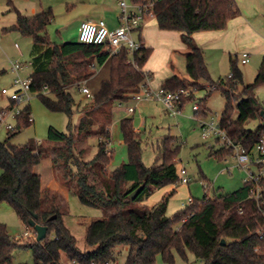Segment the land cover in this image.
I'll use <instances>...</instances> for the list:
<instances>
[{"label":"trees","instance_id":"1","mask_svg":"<svg viewBox=\"0 0 264 264\" xmlns=\"http://www.w3.org/2000/svg\"><path fill=\"white\" fill-rule=\"evenodd\" d=\"M7 4L9 11L16 12V21L4 31H18L31 39L30 91L38 94L48 110L70 117L75 99L69 88L79 90L80 84L108 58L110 70L109 77L81 105L82 115L75 126L69 124L63 131L49 125L46 139L30 137L15 144L10 141L11 136L31 122L30 107L26 105L15 116L14 130L7 131L6 138L0 141V202L8 203L24 225L29 226V220L33 219L47 226L46 236L37 241L35 237L15 238L0 223V264H12L13 252L24 248L31 251L33 264H60L63 257L77 264L101 263L116 259L118 246L126 247L124 264H157L158 259L164 264H174L175 255L187 260L188 253L201 264H264V191L259 198L251 195L258 185L264 186V177L257 182L244 181L231 192L214 193L207 198L204 195L201 199L193 197L192 204L167 215L173 190L150 206L143 201L156 189L178 182L175 158L179 145L174 144V136H165L157 146L156 159L161 162L145 166L131 117L119 122L127 161L108 171L113 106L128 100L140 88L145 73L142 67L151 47L139 40L133 66L126 63L129 58L126 47L109 55L102 45L51 41L47 34V26L53 20L51 8L28 16L22 15L12 0H7ZM239 13L235 0H158L153 8L157 26L179 31L188 48L185 54L188 77L173 74L160 86L171 91L191 87V92L181 98L180 108L193 98L194 90L206 88L207 94L198 103L196 112L202 117L208 114L205 98L212 90L220 91L225 98L220 124L253 157L255 144L264 136V106L255 95L256 87L264 84V55L249 84H242V72L237 59L232 58L230 76L212 80L203 50L192 38L196 31L224 29ZM233 110L237 112L235 118ZM255 119L258 124L254 128L246 126L248 120ZM91 135L96 136L97 146L88 158L85 141ZM209 150L210 155L219 159L233 153L232 148L224 145ZM51 154L61 182L74 187L81 202L108 211L103 218H93L86 225L85 241L91 250L77 248L75 237L63 222L66 209L58 194L41 186L40 174L35 172L41 160ZM140 185L143 188L131 200L129 194ZM222 239L225 243H221Z\"/></svg>","mask_w":264,"mask_h":264},{"label":"rangeland","instance_id":"2","mask_svg":"<svg viewBox=\"0 0 264 264\" xmlns=\"http://www.w3.org/2000/svg\"><path fill=\"white\" fill-rule=\"evenodd\" d=\"M28 1V0H27ZM46 2L47 0H42ZM76 0H50L54 8L53 20L47 26V34L53 42H64L76 39L75 33L77 27L80 26L78 18V10L80 8H93V18L98 17L103 9L119 7L120 0H82L79 3ZM127 4L133 3L135 0H124ZM243 8H248L250 5L255 4L251 0H238ZM36 2V0H35ZM37 3V2H36ZM76 4V9L74 5ZM44 6L46 3L43 4ZM257 8L261 9L262 3H258ZM22 12L25 13L26 9L22 6ZM48 7V6H45ZM240 8V7H239ZM120 9V8H118ZM241 11V8H240ZM80 15V14H79ZM16 19V12L9 11L6 0H0V110L9 112L7 122L15 125V118L12 116L15 112L21 110L24 106L30 107L31 122L29 125L21 127L13 136L10 141L15 144L24 143L28 138L34 137L39 140L46 139L47 127L52 125L57 129L66 131L68 125L75 126L79 121L81 114L80 107L86 101V96L75 87H70L69 91L75 99V107L70 117H67L62 112H54L48 110L40 101L38 94L29 91L28 98L24 97L19 102H14L8 98L7 95L1 93L2 88L12 89L13 72L10 69V62L12 60H19L21 68L19 75L26 77L31 74L30 63V49L31 39L27 36L20 34L18 31H2V25H9L11 21ZM95 19V18H94ZM79 28V27H78ZM160 32L153 17H148L144 22L141 34H147L150 46L153 48L150 64L154 67L152 86L155 82L160 80L161 77L170 70L169 64L173 63L175 72L178 75L186 76L185 59L181 52L179 32L173 31L177 34L175 40L170 36L167 38H160L157 35ZM145 34V35H146ZM162 36V35H161ZM78 37V36H77ZM134 41H139V32L135 29L131 33ZM147 38V37H146ZM18 42L20 51L15 48L14 44ZM176 42V43H175ZM244 45V44H243ZM243 47L238 49L240 54ZM205 51V50H204ZM208 51V50H207ZM214 52V50H213ZM217 52V51H216ZM239 54L237 57L233 53L232 59L237 58V66L242 72V84L246 85L253 81L258 64L253 66L250 62L242 64L239 61ZM217 55V54H216ZM229 55L226 53L224 56L223 64L218 63L217 59H213L210 65L209 75L212 80L218 77H225L230 71ZM163 63V64H162ZM108 64L101 70V67L87 80L86 86L91 94H94L100 82L108 77ZM241 88V86H239ZM191 87H189L190 89ZM207 94L206 88L196 89L193 91V98L184 102L179 117L178 123L175 119L163 111H158L156 120H149L145 126L140 127L137 133L140 140L141 160L147 167L161 162L156 159L158 148L161 140L167 136H175V145H179V152L176 155V166L185 167L186 176L189 178V183H176V192L169 198L167 204V215H172L176 211L183 208L182 202L190 195L192 197L201 199L204 196L203 183L213 182L214 189L209 190L208 197H212L214 193H227L237 189L242 184L244 173L236 166V160L232 154L226 155L224 158H217L215 155H210V150L205 146L204 141L200 137V132L197 128L196 121L193 118L194 111L192 106L194 103H199L202 98ZM255 95L264 106V84L256 87ZM79 104V105H78ZM134 101L128 99L121 103V105H114L113 115L110 122V143L109 150L111 151V159L107 165L108 171L113 170L121 163L127 161V148L119 139L122 138L119 117L126 110L127 107L132 106ZM225 104V98L221 95L220 91L212 90L205 98L204 106L207 110L205 118L210 119L214 117L216 121L220 119V114ZM237 112L232 111V117L235 118ZM202 117V116H199ZM182 119V120H180ZM258 124V120H248L246 126L254 128ZM7 129L5 125L0 123V141L6 138ZM85 143L88 150L85 157L90 158L96 150L97 138L91 135L86 138ZM1 172V170H0ZM35 172L40 173L41 186L55 184L56 175L49 158H43L41 162L35 167ZM58 177H61L59 172ZM60 196V201L64 205L66 212L62 215V219L66 227L70 230L76 240V246L79 250H91L92 247L88 246L85 241V229L89 220L93 218H103L104 214L108 211L101 206L85 204L81 202L75 194L74 187L67 186ZM0 223H4L9 233L15 238H24L23 232L29 229L19 219L14 210L6 202H0ZM34 238V237H33ZM30 237V239H33ZM29 239V238H28ZM117 260L119 264H124L126 255V247L118 246ZM27 263L33 264L31 251L28 248L16 249L13 252L12 264ZM62 264H71L65 257L62 258ZM157 264H164L160 259ZM174 264H201L191 254H187V260L181 259L175 255Z\"/></svg>","mask_w":264,"mask_h":264},{"label":"built area","instance_id":"3","mask_svg":"<svg viewBox=\"0 0 264 264\" xmlns=\"http://www.w3.org/2000/svg\"><path fill=\"white\" fill-rule=\"evenodd\" d=\"M158 0H136L131 4H127L124 0L118 2V25L114 28H108L103 19L99 20H84L80 23L78 41L87 44H95L104 46L109 55L118 53L122 47H126L129 58L126 63L136 66L133 58L135 50L138 48L139 43L134 41L131 37L133 30L138 29L142 22L148 17H153V8ZM14 46L19 49L17 43ZM250 54L246 51L240 53L239 61L244 64L249 61ZM21 62L19 60H12L10 62V69L13 72L12 89L2 88L1 93L7 95L8 98L14 103L19 102L22 98L27 97L30 91L31 76L21 77L19 69ZM227 76H230L228 74ZM79 91L82 92L87 98L92 94L88 87L81 83ZM190 89H179L175 91L166 90L161 86L151 85V76L148 72L144 73V80L140 84V88L130 95V100L134 101L132 106L127 107L129 113H133L137 104L141 101H159L163 104L167 112L176 116L180 113L181 108L179 103L182 97L190 93ZM118 102L117 105H121ZM194 111L193 118L196 121L197 128L200 132V137L204 141L205 146L210 149L215 145H224L233 150V157L236 160L238 169L244 171V181L257 182L259 178L264 177V136H262L254 146L256 155L251 157L249 152L246 151L241 142H235L226 132L225 128L221 126L220 119L216 121L213 116L210 119L199 117L196 115L198 111V104L194 103L192 106ZM20 111V110H19ZM15 112L12 116L15 118ZM9 112L0 110V123L5 125L8 131L14 130V125L7 122ZM179 179L177 183H188L189 178L186 176V171L182 167L178 172ZM204 195L207 198V193L211 190L209 183H203ZM264 191V186H257L256 190L251 193L255 198H259L260 192ZM194 198L188 196L182 202V206L192 204ZM24 237H35V231L29 226L23 232ZM258 249V248H256ZM71 264H77L75 260L70 261ZM27 264V263H20ZM62 264V263H60ZM91 264H119L117 258L105 262H92Z\"/></svg>","mask_w":264,"mask_h":264},{"label":"crops","instance_id":"4","mask_svg":"<svg viewBox=\"0 0 264 264\" xmlns=\"http://www.w3.org/2000/svg\"><path fill=\"white\" fill-rule=\"evenodd\" d=\"M80 1H82V0H76L74 2L79 3ZM251 1L254 2L255 4L250 5L248 8H243L242 7L243 5H241V3H239L238 0H235L238 8L239 7L241 8V11L239 8V12H240L239 15L231 18L227 22V25L224 29H221V30H204V31H196V32L192 33V38H193L194 42L198 46H200L203 50L204 60H205V63L207 65L209 71H210L209 63L213 59H217L218 63L223 64L225 54L227 53L229 55L228 56L229 60L231 57H233L232 56L233 53L237 57V54H239L238 49L240 47H243L241 52L246 51L250 54V58H249L248 62L253 64V66H256V64L261 62L262 56L264 55V0H251ZM12 2H13V5L15 6V8L22 15H28V16L33 15L35 13L46 10L48 8H51L52 12L54 11V8L51 5L50 0H47L46 2H43L42 0H36L37 3L35 2V0H28V1L27 0H12ZM6 3H7V0H6ZM44 3H46L45 6H48V7H45L43 5ZM258 3H262L261 9L257 8L256 5ZM22 6H24L26 8V9H24L25 13H23L21 11L23 8ZM8 7H9V5H8ZM75 7H76V4L74 5V9H76ZM118 8L119 7H117V6L112 7V8H105V9H103L102 13L98 17H94L95 19L93 18V8L92 7L80 8L78 10V13L80 14V15L78 14V18L80 20V23L84 20H94L95 21V20L103 19L105 21L106 25L108 26V28L111 29V28H114L118 25V13H119ZM153 18H154V16H153ZM154 20H155V18H154ZM15 21H16V19L14 21H11L9 23V25H2L1 30L4 31V28L11 26L12 24L15 23ZM145 21H146V19L142 22V24L136 30L139 32V40H141L145 46L151 47L150 46L151 43L149 41L147 34L146 33H145L146 35L141 34V31H142V28H143ZM155 22H156V20H155ZM78 27H77V31L75 33L76 39H72L71 41H78V37H77L79 34V28ZM158 29L160 32H157V35L160 36L161 39L167 38L170 36L174 40L176 37L178 38L177 34L173 33V31L179 32L177 30L160 29L159 27H158ZM179 39H180V47H182L181 52L184 55V59H185V54L188 51V48L182 42L180 35H179ZM137 42L139 43V41H137ZM15 43L18 44L19 49H17V50L20 51L19 43L18 42H15ZM151 50H153L152 47H151ZM213 50H214V52H213ZM28 52L29 53L31 52V44H30V49L28 50ZM151 56H152V51H151L149 57L147 58V60H146V62L142 68L144 71H146L150 74L151 82H152L153 81V74L155 71H153L154 67L150 64ZM239 56H240V54H239ZM107 64H108V73L107 74L109 77L110 59L108 58L100 67L102 70V69H104V67ZM244 64H246V63H244ZM169 67H170V70L166 67V69L168 71L163 75L164 77H161L160 80L155 82L156 85L154 87L160 86V84L162 83V81L164 79H166L167 77H169L170 75H173V74L177 75L180 78H187L188 77L187 74L185 77L178 75L175 72V68H174L173 63H170ZM90 77L87 78L86 80H84L82 83H84L86 85V82L88 79H90ZM108 77H106L105 79H107ZM114 105H117V103H115ZM158 111H163L164 113L169 114L167 112V110L165 109V107L163 106V104L159 101H141L137 104L133 113H129L128 111L126 112V110L123 111V113L119 117V122L124 117H131L133 120V129L135 132L138 133L140 131L139 130L140 127L145 126V124L150 119L151 120L158 119L157 118ZM179 114H177L176 116H172L170 114L169 115L172 116L175 119V121L177 122ZM81 115L82 114L79 115V118L81 117ZM180 120H182V119H180ZM109 127H110V123H109ZM47 129H48V127H47ZM122 142H123L122 138L119 139V143H122ZM46 158H49L51 161V164H52L53 155L51 154ZM52 167H53V171H54L55 175L57 176L55 179V184L54 185L50 184V185H46V186L51 188L52 190H54L58 194V196H60L59 194H61L65 189H67V185L62 183L61 179L58 177L59 170L56 169L53 165H52ZM182 167L183 166H181L180 168H182ZM183 168H185V167H183ZM242 172L244 173V171H242ZM244 177H245V173H244ZM244 177L242 178V183L244 182ZM208 183L211 185V189L213 190L214 189L213 182L208 181ZM180 184H182V183H179V185ZM176 187H177V185H175V184H169V185H166L162 188L156 189L145 201H143V203L150 206V205L156 203L157 201H159V199L161 198V196L164 193H166L170 190H173L174 192H176L175 191ZM190 196H192V195H190Z\"/></svg>","mask_w":264,"mask_h":264},{"label":"water","instance_id":"5","mask_svg":"<svg viewBox=\"0 0 264 264\" xmlns=\"http://www.w3.org/2000/svg\"><path fill=\"white\" fill-rule=\"evenodd\" d=\"M261 113H263V111H261ZM142 188H143V185L138 186L135 190H133L129 194V198L131 200L134 199L139 194ZM29 226L32 227V229L35 231V238L37 241L42 240L46 236L47 226L37 224L35 223L33 219L29 220ZM221 243H225V240L222 239Z\"/></svg>","mask_w":264,"mask_h":264}]
</instances>
